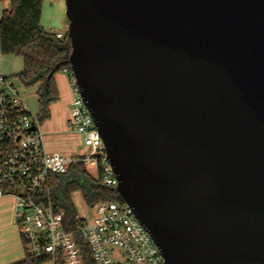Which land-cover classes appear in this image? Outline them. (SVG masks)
<instances>
[{"label": "water", "instance_id": "1", "mask_svg": "<svg viewBox=\"0 0 264 264\" xmlns=\"http://www.w3.org/2000/svg\"><path fill=\"white\" fill-rule=\"evenodd\" d=\"M63 1L113 191L165 264H264V0Z\"/></svg>", "mask_w": 264, "mask_h": 264}, {"label": "built area", "instance_id": "2", "mask_svg": "<svg viewBox=\"0 0 264 264\" xmlns=\"http://www.w3.org/2000/svg\"><path fill=\"white\" fill-rule=\"evenodd\" d=\"M50 32L56 38L64 35ZM64 72L71 94L67 129L79 135L88 150L81 157L47 152L38 116L26 109L11 76L0 71V197L14 200L13 221L24 256L35 264H85L78 237L88 246L93 264H165L159 248L124 201L93 204V219L88 222L76 216L70 229L64 210L52 202L51 177L67 174L78 164L88 172L91 168L103 186L113 190L118 185L76 80L70 70Z\"/></svg>", "mask_w": 264, "mask_h": 264}, {"label": "trees", "instance_id": "3", "mask_svg": "<svg viewBox=\"0 0 264 264\" xmlns=\"http://www.w3.org/2000/svg\"><path fill=\"white\" fill-rule=\"evenodd\" d=\"M3 1V0H0ZM10 9L0 18V53L20 57L23 71L17 75L24 87L38 85L36 91L38 119L40 123L49 119V107L58 100L54 76L69 71L67 60L70 43L66 35L56 38L55 34L40 25L42 0H7ZM79 191L88 206L102 201L122 199L111 189L103 186L86 169L78 164L67 174L54 175L50 182L52 202L64 210V221L68 229L76 218L70 194ZM85 264H93L88 246L77 237ZM24 253V251H23ZM16 264H35L24 256Z\"/></svg>", "mask_w": 264, "mask_h": 264}, {"label": "rangeland", "instance_id": "4", "mask_svg": "<svg viewBox=\"0 0 264 264\" xmlns=\"http://www.w3.org/2000/svg\"><path fill=\"white\" fill-rule=\"evenodd\" d=\"M52 3L62 2L63 4V15L65 12V5L63 0H51ZM57 31V29H54ZM66 35V31L62 32ZM23 64L20 57H16L13 65V71L20 73L22 71ZM20 71V72H19ZM64 71L58 72L55 75H64L66 88L65 97L59 100L56 104L55 110H51V118L44 120L41 123V131L43 132L44 143L47 152L62 154L66 157H81L88 152L81 144L80 136L77 134L70 133L67 129L69 119V104L71 102V94L69 90V83L66 78ZM13 83L17 87L26 109L34 116L38 115L36 91L38 85L30 87H24L18 80L17 75L11 77ZM52 108V107H51ZM50 110V109H49ZM89 172L94 176V171L90 168ZM70 200L73 205L76 216L81 219H85L90 222L94 217V210L88 206L82 198L79 191H74L70 194ZM24 256V253H23Z\"/></svg>", "mask_w": 264, "mask_h": 264}, {"label": "crops", "instance_id": "5", "mask_svg": "<svg viewBox=\"0 0 264 264\" xmlns=\"http://www.w3.org/2000/svg\"><path fill=\"white\" fill-rule=\"evenodd\" d=\"M10 9V3L7 0L0 1V18L4 11ZM41 27L50 31L57 29L59 32H65L67 22L63 15L62 2L52 3L51 0H42V10L40 18ZM16 57L13 55H2L0 53V71L9 76L19 75L13 71V65ZM22 60V59H21ZM23 64V61H22ZM65 74V72H63ZM64 75H55L54 82L58 92V100L49 107L50 117L51 110H55L59 100L65 97V78ZM67 78V74H66ZM52 107V108H51ZM81 140V138H80ZM14 200L10 197H0V264H16L24 258L22 240L13 221Z\"/></svg>", "mask_w": 264, "mask_h": 264}]
</instances>
